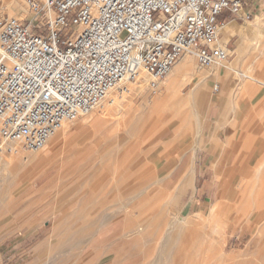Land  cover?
<instances>
[{"label": "rangeland", "instance_id": "374dc122", "mask_svg": "<svg viewBox=\"0 0 264 264\" xmlns=\"http://www.w3.org/2000/svg\"><path fill=\"white\" fill-rule=\"evenodd\" d=\"M32 1L42 2L0 0V18L33 20ZM244 2L250 18L236 17L223 45L234 70L193 58L209 76L210 93L197 110L144 106L165 93L169 74L155 91L121 95L106 118L92 112L67 123L38 153L6 152L0 264H264V171L254 164L264 152V87H238L252 83L240 76L248 67L264 76V0ZM181 90L187 97L190 86ZM188 113L201 114L200 122ZM124 200L129 214L120 209ZM221 202L218 235L210 221ZM178 219L195 225L192 239L180 224L171 228ZM215 238L225 263L210 259Z\"/></svg>", "mask_w": 264, "mask_h": 264}, {"label": "built area", "instance_id": "2783aa9c", "mask_svg": "<svg viewBox=\"0 0 264 264\" xmlns=\"http://www.w3.org/2000/svg\"><path fill=\"white\" fill-rule=\"evenodd\" d=\"M244 7V0H42L30 2L33 20L1 17L0 139L38 153L112 91L124 92L125 82L142 77L155 91L184 55L208 68L227 64L219 18L249 19Z\"/></svg>", "mask_w": 264, "mask_h": 264}, {"label": "bare ground", "instance_id": "6f19581e", "mask_svg": "<svg viewBox=\"0 0 264 264\" xmlns=\"http://www.w3.org/2000/svg\"><path fill=\"white\" fill-rule=\"evenodd\" d=\"M11 8H13V7H11ZM257 19H259V18H257ZM234 29H235V24L234 23L227 24V25H225V26H223V27L220 28V33L224 35V38L221 40V43H222V45L220 44L221 46H223V45H225V44H227L229 42V40L232 37V33H233ZM256 65H257V63H256ZM218 67H226L227 70H234V69L230 68L226 64H224L222 66H218ZM261 69H259V70H261ZM262 70H264V68ZM252 73H253L252 67H248L244 73H241L240 74V76H242L244 78V80H249L252 83H247L246 81H244V82L243 81L238 82L239 90L240 89L251 90L250 92L253 93V91L255 92V90L261 89V88H258V85L260 87L261 86L264 87V80H262L264 76L261 77V75H260V77L262 79L261 78H258V77L256 78L253 75H251ZM217 75H219V74H217ZM254 75H255V73H254ZM257 75H258V73H257ZM257 75H255V76H257ZM208 80H209V76H207V73L202 72L201 69H200V67L195 64V61L193 60V57L191 58V56H189V55H184L183 57H181L178 60L177 64L172 69V71H171V73L169 75V80H168V82L166 84V87L164 88L165 89V93L164 94L162 93L163 95L161 97H158V98H148V100L146 102L148 104L147 105L145 104L144 106L151 107V108H153L156 111L159 110V109H162L161 108L162 105H164L166 107L167 106H171V107H174V109L176 108L178 110L179 109L188 108V111L189 110L190 111L191 110H194L195 111V110H197L200 107L201 103L204 102L205 98L210 93V89L205 85L208 82ZM142 82H143V78L140 77V79L139 80H136V82H133V83L125 82V83H123L120 86V88L122 89V91L124 90V92H120L119 93L118 92L119 91L118 89L112 91L108 95L107 99L97 109H95L93 111V112H95L94 114L97 115V119L99 120L101 118H106V116L110 113V111L113 108L118 107V105L120 104L119 98L122 97L121 95H123L125 93L126 94L129 93L131 89L138 88L140 90V92H142L145 89V87L147 86V79H145V81H144L146 84H142ZM185 84L190 86V91L188 92L187 97H183L182 96V90H181V87L183 85H185ZM243 93L245 94V91ZM252 93H250V94H252ZM123 101L124 100H122V102ZM235 105H237V104H235ZM123 110L126 111V109H123ZM186 115H187V113H186ZM188 115H190V114L188 113ZM193 116H194L196 122L199 123L200 122L199 119L201 117V114L195 113V114H193ZM189 118H191V115L189 116ZM189 118H187V120H190ZM193 120L194 119H192V121ZM53 139H55V138L53 137ZM2 143L4 144L3 141H2ZM9 151L12 154H14L15 152L18 151L17 146L16 145H13V144H9L6 147L4 145H0V160L3 163H6L7 160H9L10 155L9 156L5 155L6 152H9ZM259 156L260 157L257 160H254V164H255V166H258V170H263L264 171V152L261 155H259ZM29 160H31V159H29ZM188 180H189V178H188L187 174H185L183 176V178H182L181 181L184 184ZM261 195H263V194H261ZM260 201H261V198H260ZM120 207L119 208L121 210H123L127 214H129L127 212V210L130 208V202H126L125 200L124 201H121L120 202ZM223 212H224V203H222V202L219 203V205H217V207H215V208L212 209V218L211 219L213 221H210V223L214 224L213 225L214 233L215 234H218V235H221V228H220L219 222L221 220H223V218H224ZM216 213H218V216H219L218 217L219 218L218 220H217ZM216 222H218V224ZM179 224H180L181 229H186L187 228L186 229L187 230L186 231L187 232V236L190 239H192V237L194 236V234L196 232L195 225L194 224H191L190 225V224H188L187 221H185L183 219H178V221H175L174 220V222L171 225V228H178ZM87 227H90V225L87 226ZM139 232H143V230L140 229ZM167 239H168L169 242L172 243V242L175 241L176 237L175 236H171V237H169ZM209 251H210V253H212L210 259L213 258L216 262L219 261V262H224V263L226 261H228L227 259H225V256L226 255L224 256L223 249L221 248V245H220V241L217 238H215L212 241V245H211V247H209Z\"/></svg>", "mask_w": 264, "mask_h": 264}, {"label": "crops", "instance_id": "0c3cea01", "mask_svg": "<svg viewBox=\"0 0 264 264\" xmlns=\"http://www.w3.org/2000/svg\"><path fill=\"white\" fill-rule=\"evenodd\" d=\"M225 15H227L229 17L226 16L227 19L222 23V27L227 25V24H230V23H234L235 25H238V22H237L238 18H236L234 15H231V14H225Z\"/></svg>", "mask_w": 264, "mask_h": 264}]
</instances>
